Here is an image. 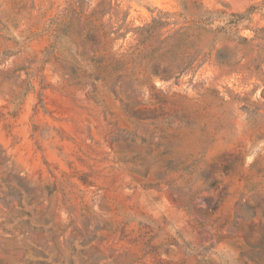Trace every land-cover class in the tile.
<instances>
[{
    "label": "rangeland",
    "instance_id": "374dc122",
    "mask_svg": "<svg viewBox=\"0 0 264 264\" xmlns=\"http://www.w3.org/2000/svg\"><path fill=\"white\" fill-rule=\"evenodd\" d=\"M0 264H264V0H0Z\"/></svg>",
    "mask_w": 264,
    "mask_h": 264
}]
</instances>
